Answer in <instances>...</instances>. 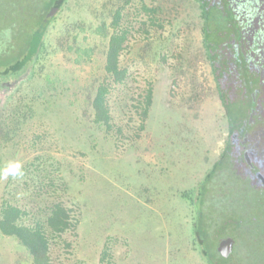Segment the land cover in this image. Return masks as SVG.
<instances>
[{
  "label": "rangeland",
  "instance_id": "obj_1",
  "mask_svg": "<svg viewBox=\"0 0 264 264\" xmlns=\"http://www.w3.org/2000/svg\"><path fill=\"white\" fill-rule=\"evenodd\" d=\"M0 1L17 8L22 22L36 16L40 0ZM143 4L155 10L158 25H150ZM120 6L131 29L121 55L129 78L112 88L108 101L116 125L128 128L115 137L91 122L87 101L102 79L110 14ZM201 26L195 0H68L47 30L35 76L10 99V110L0 109L1 120L13 117L20 97L32 105L16 135L0 139V166L19 160L25 173L0 181V203L9 199L37 215L43 202L61 197L73 210L79 224L55 238L52 264H107L100 262L104 249L111 264H207L192 232L194 208L210 260L222 264L218 243L244 228L233 221L251 215L264 221V194L236 162L217 160L227 122ZM148 81L151 114L133 139L132 98ZM229 108L234 118L246 111L243 101ZM247 234L237 237L250 246ZM0 264L30 259L14 237L0 234Z\"/></svg>",
  "mask_w": 264,
  "mask_h": 264
},
{
  "label": "trees",
  "instance_id": "obj_2",
  "mask_svg": "<svg viewBox=\"0 0 264 264\" xmlns=\"http://www.w3.org/2000/svg\"><path fill=\"white\" fill-rule=\"evenodd\" d=\"M201 11L203 51L208 63L211 65V58L214 46L217 42L212 39L218 36L222 21L219 20L222 13L217 8L209 5V0H195ZM38 12L36 16L20 21L16 16L17 8H8L0 1V84H14V88L8 85H0V109L7 110L10 99L14 96L21 85L31 80L35 76L34 65L38 61V55L44 48V39L47 30L57 19L62 8L68 5V0H40L38 2ZM56 8V10H55ZM122 6L114 9L110 14L108 23V35L104 50L103 76L101 80L93 85V93L87 103L90 108L91 122L103 127L107 134L122 135L126 126L116 125L113 119L112 110L109 105V94L113 87L125 84L129 78L128 68L121 63V55L129 43V25L123 22ZM141 9L148 13V22L150 25H158L156 17L151 16L155 10L148 8L143 4ZM216 11V12H215ZM34 13V12H32ZM216 13V14H215ZM144 22L142 25L144 26ZM104 25V23H103ZM160 26V25H159ZM141 32L148 33L147 29L139 28ZM147 35V34H146ZM146 37V36H145ZM147 38V37H146ZM164 61V57L162 56ZM180 74L185 71L182 66L179 67ZM214 74V70H211ZM177 79H174L176 84ZM2 88L8 93L3 94ZM15 90V92H14ZM3 94V96H2ZM225 119L231 127V118L227 108V103L223 102ZM136 101L133 104L137 116V123L132 127L134 133L133 139H138L146 129V122L151 114V107L154 102V85L148 81L144 90L138 93ZM24 98H18L17 104L10 112L12 118L0 120V139L9 140L16 135L20 128L22 120H25L31 113L32 105L29 103L22 104ZM220 100V99H219ZM10 110V109H8ZM227 125V126H228ZM227 127V129L229 128ZM40 137L36 136L33 143L39 142ZM227 149L222 152L221 156L226 154ZM194 207L196 200L189 198ZM198 199V198H197ZM43 202V201H42ZM201 203V201L199 202ZM264 203V202H263ZM44 208L40 213L35 215L29 212L25 206L18 205L17 202L5 199L0 203V234L14 237L18 243L27 251L30 264H52L51 244L55 238H59L67 232H75L79 224V219L73 213L70 207L65 204L61 197H53L52 200L44 203ZM198 205V203H197ZM192 222V232L199 251L207 264H221L210 260L208 245H206V231L199 224V211L196 213ZM230 223V221H226ZM238 228L236 235L227 233L234 241V249L227 258H221L222 264H264V221L255 216H249L233 221ZM248 232L247 237L250 246H245L243 241H239L237 235ZM66 246H70L67 243ZM107 261L111 264L109 253L104 249L101 253L100 262Z\"/></svg>",
  "mask_w": 264,
  "mask_h": 264
},
{
  "label": "flooded vegetation",
  "instance_id": "obj_3",
  "mask_svg": "<svg viewBox=\"0 0 264 264\" xmlns=\"http://www.w3.org/2000/svg\"><path fill=\"white\" fill-rule=\"evenodd\" d=\"M209 5L222 13L209 66L231 118L217 160L236 162L246 180L264 194V0H209ZM241 101L245 114L234 118L229 106Z\"/></svg>",
  "mask_w": 264,
  "mask_h": 264
},
{
  "label": "clouds",
  "instance_id": "obj_4",
  "mask_svg": "<svg viewBox=\"0 0 264 264\" xmlns=\"http://www.w3.org/2000/svg\"><path fill=\"white\" fill-rule=\"evenodd\" d=\"M24 175L23 164L19 160H10L0 166V181H6L10 177L13 179L23 178Z\"/></svg>",
  "mask_w": 264,
  "mask_h": 264
},
{
  "label": "water",
  "instance_id": "obj_5",
  "mask_svg": "<svg viewBox=\"0 0 264 264\" xmlns=\"http://www.w3.org/2000/svg\"><path fill=\"white\" fill-rule=\"evenodd\" d=\"M55 10H56V8H55ZM6 84L7 83H1L0 85L4 86ZM7 85H8L9 88H11L10 91L14 88V86H13L14 84H12V83L11 84H7ZM1 92L3 94H6V93H8V90L5 91L2 88ZM3 94H2V96H3ZM234 244H235V241H234V239L232 237L227 236L225 238H222L220 240V242L218 243L217 251L223 258H227L232 253V251L234 249Z\"/></svg>",
  "mask_w": 264,
  "mask_h": 264
}]
</instances>
